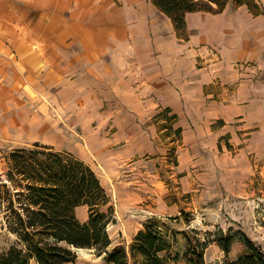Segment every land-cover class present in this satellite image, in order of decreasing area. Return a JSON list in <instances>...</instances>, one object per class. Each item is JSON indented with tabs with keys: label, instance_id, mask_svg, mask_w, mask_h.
<instances>
[{
	"label": "crops",
	"instance_id": "obj_1",
	"mask_svg": "<svg viewBox=\"0 0 264 264\" xmlns=\"http://www.w3.org/2000/svg\"><path fill=\"white\" fill-rule=\"evenodd\" d=\"M240 15L188 12L183 40L150 0H0V144L35 138L56 115H90L99 125L86 129L82 158L117 173L161 150L152 118L168 107L183 146L207 148L220 163V139L236 144L241 129L248 146L264 147V84L236 67L264 69V44L249 42ZM77 216L86 221L88 206Z\"/></svg>",
	"mask_w": 264,
	"mask_h": 264
},
{
	"label": "rangeland",
	"instance_id": "obj_2",
	"mask_svg": "<svg viewBox=\"0 0 264 264\" xmlns=\"http://www.w3.org/2000/svg\"><path fill=\"white\" fill-rule=\"evenodd\" d=\"M235 1L229 0L221 12L238 11L246 33L254 35L249 42L264 44V0H246L258 6V13H254L247 2L236 5ZM211 50L217 61V51ZM236 67L241 71L254 69L253 82L264 84V69L254 62L237 63ZM219 86L223 92L235 90L234 84ZM53 118L52 126L50 123L39 125L35 138L0 144V176L6 171L5 159L14 146H27L34 142L70 151L84 160L81 151L88 150L85 131L97 128L99 122L93 116L73 114L72 111L69 115H56ZM216 123L221 125L224 121ZM233 124L240 126L242 123L235 121ZM246 133H249L248 129L238 131L236 144L229 143V135L220 139L226 145L224 150L219 145V154H223L227 161L223 163L218 162V158L205 155L207 148L183 146L182 133L178 137L171 134L166 139L159 133L161 150L133 157L125 165H119L117 173H111L107 168L108 174L101 173L99 167L95 169L88 163L98 173L111 198L115 222L109 225L108 231L113 245L128 247L143 223L156 216L177 231L173 253H183L186 246L183 231L192 230L199 231L202 237L210 231H241L264 246V147L261 145L255 151L248 146L251 136ZM187 142L192 144L193 141ZM14 241L15 236L8 233L0 221V252ZM75 251L76 261L68 264H106L103 257L96 255L93 250ZM240 251L241 246L236 243L231 257ZM224 257V252L217 244L208 246L205 258L209 263L221 262ZM30 264L37 263L32 261Z\"/></svg>",
	"mask_w": 264,
	"mask_h": 264
},
{
	"label": "trees",
	"instance_id": "obj_3",
	"mask_svg": "<svg viewBox=\"0 0 264 264\" xmlns=\"http://www.w3.org/2000/svg\"><path fill=\"white\" fill-rule=\"evenodd\" d=\"M168 16L177 36L187 40L188 12H221L229 0H150ZM234 1V0H233ZM258 13V6L246 0ZM216 5V7H214ZM178 116L168 107L152 121L163 139L178 137ZM0 176V221L15 241L0 252V264H68L77 259L75 249H90L106 264H264V246L244 232L183 231V253L172 252L177 231L156 216L143 223L128 247L113 245L108 227L115 222L111 198L95 170L70 151L34 142L12 149ZM88 206V219L81 221L77 207ZM172 218V217H170ZM176 219V218H174ZM211 243L224 252L223 261L209 263L205 253ZM241 251L231 257L233 246Z\"/></svg>",
	"mask_w": 264,
	"mask_h": 264
}]
</instances>
